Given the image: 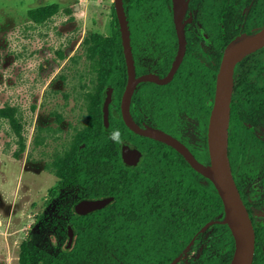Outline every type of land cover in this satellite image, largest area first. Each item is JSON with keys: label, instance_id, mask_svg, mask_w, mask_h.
<instances>
[{"label": "trees", "instance_id": "obj_1", "mask_svg": "<svg viewBox=\"0 0 264 264\" xmlns=\"http://www.w3.org/2000/svg\"><path fill=\"white\" fill-rule=\"evenodd\" d=\"M58 11L54 3L36 8L31 16L42 22ZM103 47L100 107L105 87L115 88L117 66L124 68L116 27L108 48ZM125 81L122 74V84ZM122 89L123 85L119 93ZM115 130L120 131L122 143L128 141L143 150L138 164H124L122 143L110 139ZM188 145L199 159L209 161L206 142L203 148ZM58 176L60 185L38 220L45 243L25 246L24 264H170L194 236L209 231L211 248L207 245L201 259L192 264H229L234 238L226 223L216 221L223 218L224 206L212 181L193 169L176 149L134 133L122 120L117 125L112 114L108 131L101 118L81 136ZM109 195L114 199L102 208L83 215L73 210L79 198ZM211 221L215 222L202 230ZM68 225L74 238L66 248ZM214 248L220 249L216 255L208 251ZM263 249L264 229L258 231L253 264H264Z\"/></svg>", "mask_w": 264, "mask_h": 264}, {"label": "rangeland", "instance_id": "obj_2", "mask_svg": "<svg viewBox=\"0 0 264 264\" xmlns=\"http://www.w3.org/2000/svg\"><path fill=\"white\" fill-rule=\"evenodd\" d=\"M87 2L0 0V264H24L25 246L44 245L38 220L59 169L101 122V47L113 34L114 0H90V10ZM54 3V16L32 18ZM200 249L190 243L172 264Z\"/></svg>", "mask_w": 264, "mask_h": 264}, {"label": "flooded vegetation", "instance_id": "obj_3", "mask_svg": "<svg viewBox=\"0 0 264 264\" xmlns=\"http://www.w3.org/2000/svg\"><path fill=\"white\" fill-rule=\"evenodd\" d=\"M123 1L135 76L149 74L163 79L162 82L148 79L137 83L129 102L130 113L140 125L149 124L175 136L199 159L188 143L198 144L199 147H204L205 142L207 144L216 77L224 50L238 36L252 35L264 26V0ZM86 7L87 10L91 9L90 0ZM112 10L113 27L119 30L121 39L114 3ZM181 37L182 43H185L184 54L182 59H175ZM122 74L126 78L124 84ZM127 77L124 57V68L117 66L115 88L105 87V90L109 87L113 89L109 116H114L117 125H120L121 120L124 122L121 98ZM122 85L123 89L119 93ZM125 142L142 152L140 161L143 150ZM228 155L235 183L249 211L257 241L258 231L264 229V45L234 64ZM210 232L191 239L192 242L200 241L201 249L186 264L197 263L205 247L208 245L211 248V238L208 237ZM189 244L170 264L184 257ZM219 250L214 248L208 251L216 255Z\"/></svg>", "mask_w": 264, "mask_h": 264}, {"label": "water", "instance_id": "obj_4", "mask_svg": "<svg viewBox=\"0 0 264 264\" xmlns=\"http://www.w3.org/2000/svg\"><path fill=\"white\" fill-rule=\"evenodd\" d=\"M114 5L128 70L127 83L121 98V110L125 124L135 133L151 137L173 147L193 169L212 181L224 206L223 218L216 221L226 223L234 238V250L229 264H252L255 253L256 234L249 211L242 200L231 170L228 155V127L234 64L246 54L264 45V26L252 35L238 36L224 50L216 77L214 104L210 112L207 128L209 161L206 163L200 161L188 146L175 136L149 124L140 125L133 119L129 109V102L137 83L148 79L162 82L163 79L154 78L149 74L140 77L135 76L130 45V31L124 1L114 0ZM180 42L181 44L175 59H182L184 54L185 43H182V37ZM112 97L113 89L109 87L105 90L102 106L103 122L106 131L109 129V105ZM121 155L125 165L132 166L138 163L142 152L125 142L121 146ZM113 199V195L81 198L75 202L73 210L77 214L83 215L106 206ZM214 222L207 223L202 230ZM73 238L74 231L68 225L67 248L71 247Z\"/></svg>", "mask_w": 264, "mask_h": 264}, {"label": "clouds", "instance_id": "obj_5", "mask_svg": "<svg viewBox=\"0 0 264 264\" xmlns=\"http://www.w3.org/2000/svg\"><path fill=\"white\" fill-rule=\"evenodd\" d=\"M110 139L116 143H122L121 141V133L119 130H115L110 133Z\"/></svg>", "mask_w": 264, "mask_h": 264}]
</instances>
